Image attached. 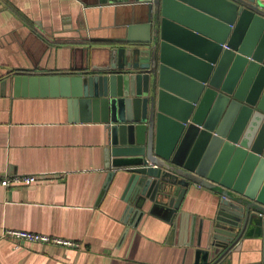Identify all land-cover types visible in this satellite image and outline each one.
<instances>
[{"label":"water","instance_id":"1","mask_svg":"<svg viewBox=\"0 0 264 264\" xmlns=\"http://www.w3.org/2000/svg\"><path fill=\"white\" fill-rule=\"evenodd\" d=\"M97 1L131 21L90 38L101 64L18 72L14 96L65 98L71 122L108 126V182L129 174L125 217L174 222L192 187L212 190L219 210L195 264H224L252 237L264 264V2Z\"/></svg>","mask_w":264,"mask_h":264},{"label":"crops","instance_id":"2","mask_svg":"<svg viewBox=\"0 0 264 264\" xmlns=\"http://www.w3.org/2000/svg\"><path fill=\"white\" fill-rule=\"evenodd\" d=\"M130 22L123 8L97 0H0V175L38 178L0 187V233L78 244L0 240V264H195L196 250L208 247L216 192L194 186L174 222L146 211L137 224L135 215H124L129 174L118 170L108 182V126L71 122L65 98L14 96L18 72L66 74L101 64V51L91 50L100 44L90 38L121 37ZM259 251L252 237L224 264H256Z\"/></svg>","mask_w":264,"mask_h":264},{"label":"built area","instance_id":"3","mask_svg":"<svg viewBox=\"0 0 264 264\" xmlns=\"http://www.w3.org/2000/svg\"><path fill=\"white\" fill-rule=\"evenodd\" d=\"M37 180L38 178L36 175L29 174L0 175V187L12 189L16 187L29 186L36 183ZM223 198L226 199V197ZM0 240H11L18 245L30 242L61 247L78 246V244L68 239L15 229H8L1 232Z\"/></svg>","mask_w":264,"mask_h":264}]
</instances>
